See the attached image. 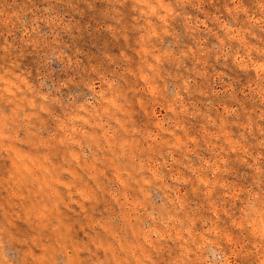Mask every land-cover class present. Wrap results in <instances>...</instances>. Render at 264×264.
Wrapping results in <instances>:
<instances>
[{"label":"rangeland","instance_id":"1","mask_svg":"<svg viewBox=\"0 0 264 264\" xmlns=\"http://www.w3.org/2000/svg\"><path fill=\"white\" fill-rule=\"evenodd\" d=\"M0 264H264V0H0Z\"/></svg>","mask_w":264,"mask_h":264}]
</instances>
